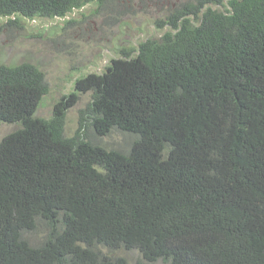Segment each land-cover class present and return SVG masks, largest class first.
<instances>
[{
	"label": "trees",
	"instance_id": "trees-1",
	"mask_svg": "<svg viewBox=\"0 0 264 264\" xmlns=\"http://www.w3.org/2000/svg\"><path fill=\"white\" fill-rule=\"evenodd\" d=\"M108 1L0 0V29ZM156 23L49 118L44 73L0 65V123L20 126L0 142V264H264V0H190ZM115 131L126 151L99 142Z\"/></svg>",
	"mask_w": 264,
	"mask_h": 264
},
{
	"label": "rangeland",
	"instance_id": "rangeland-1",
	"mask_svg": "<svg viewBox=\"0 0 264 264\" xmlns=\"http://www.w3.org/2000/svg\"><path fill=\"white\" fill-rule=\"evenodd\" d=\"M188 1L109 0L102 6L94 2L66 20L38 19L26 21L20 31L0 29V65L30 63L44 73L49 93L44 96L35 116L49 118L54 105L73 92L74 82L79 77L104 72L112 59L120 57L122 48L137 49L142 41L160 38L167 28L160 30L156 22L166 20ZM214 9L222 10L221 7ZM3 23L0 20V28ZM91 100V93L81 94L68 110L64 127L67 137L77 131L80 111L86 109ZM19 127L18 124L0 123V142ZM129 139L115 131L99 142L109 149L126 151L131 144ZM44 234L42 230L26 236L34 245L42 241ZM111 256L124 258L127 264H148L142 262L137 251L121 250Z\"/></svg>",
	"mask_w": 264,
	"mask_h": 264
}]
</instances>
